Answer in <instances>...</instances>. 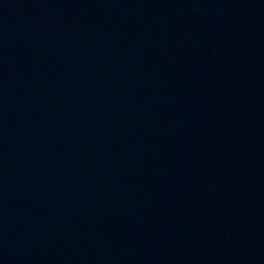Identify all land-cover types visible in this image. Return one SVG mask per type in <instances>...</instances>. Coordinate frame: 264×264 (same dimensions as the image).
I'll list each match as a JSON object with an SVG mask.
<instances>
[{
	"label": "water",
	"instance_id": "95a60500",
	"mask_svg": "<svg viewBox=\"0 0 264 264\" xmlns=\"http://www.w3.org/2000/svg\"><path fill=\"white\" fill-rule=\"evenodd\" d=\"M0 264H264V0H0Z\"/></svg>",
	"mask_w": 264,
	"mask_h": 264
}]
</instances>
